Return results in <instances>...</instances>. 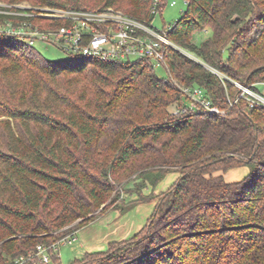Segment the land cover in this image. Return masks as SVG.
I'll return each instance as SVG.
<instances>
[{
	"label": "trees",
	"instance_id": "16d2710c",
	"mask_svg": "<svg viewBox=\"0 0 264 264\" xmlns=\"http://www.w3.org/2000/svg\"><path fill=\"white\" fill-rule=\"evenodd\" d=\"M23 1L113 8L148 25L156 17L155 0H0ZM185 1L182 18L162 29L197 60L169 48L166 78L149 60L52 62L34 57L25 41L0 38V264L21 257L33 264L39 245L156 201L132 238L72 264H264V108H230L239 88L208 69L241 84L264 82V0ZM5 19L43 29L65 24ZM207 29L211 35L196 44ZM178 86L204 88L228 114H174L183 101ZM238 168L248 173L236 182L214 175ZM172 172L179 178L158 196ZM134 174L137 199L113 196ZM50 264H62L59 252Z\"/></svg>",
	"mask_w": 264,
	"mask_h": 264
},
{
	"label": "built area",
	"instance_id": "2783aa9c",
	"mask_svg": "<svg viewBox=\"0 0 264 264\" xmlns=\"http://www.w3.org/2000/svg\"><path fill=\"white\" fill-rule=\"evenodd\" d=\"M173 2L171 6H176ZM163 9L160 0H155L152 13L158 15ZM0 15L16 18L31 17L45 20L63 21L57 28L43 29L31 22L20 20H0V38H17L25 41L29 47L37 43L53 46L71 58L98 59L107 62L149 60L155 69L167 70L170 58L169 48L188 55L168 37L169 30L158 29L135 18L129 17L113 8L95 11H75L40 7H21L19 5H1ZM190 56V55H189ZM193 58V56H190ZM194 59H196L194 57ZM197 60V59H196ZM208 69L222 82L229 81L239 88L230 108L244 102L248 109L264 108V82L254 85L241 84L230 80L214 68ZM183 101L175 107L174 114H212L226 116L228 111L221 108L209 97L207 91L199 86H178ZM78 232L52 246L39 245L32 256L33 264H50L54 253L59 252L62 244L75 242ZM28 259L21 257L16 264H26Z\"/></svg>",
	"mask_w": 264,
	"mask_h": 264
},
{
	"label": "rangeland",
	"instance_id": "374dc122",
	"mask_svg": "<svg viewBox=\"0 0 264 264\" xmlns=\"http://www.w3.org/2000/svg\"><path fill=\"white\" fill-rule=\"evenodd\" d=\"M173 2H176L177 5L176 6H171V4ZM1 5H9L5 2H0V7ZM13 5H19L21 7H35L30 1H23V2H19L17 4H13ZM13 5H9V6H13ZM187 8V3L185 0H167V6L164 7L162 13H159L154 20V26L158 29H162L165 27H168L169 25H174L175 22H177L178 20H180L183 16V12L186 10ZM211 35V31L209 29H207L206 31H203L201 33H198L195 37V43L196 44H201L203 42L204 39L208 38ZM35 52L36 54H34V57L40 56L45 58L48 61H52V62H58V61H63L65 59H67V56L61 52L59 49L53 47V46H48V45H44L42 43H37L35 45ZM188 55L187 56H193V58L195 57L193 54L185 51ZM189 56V57H190ZM156 73L160 78H166L167 77V71L164 68H157L156 69ZM259 90L263 91L264 87L263 86H259ZM170 110L172 112L175 111V106L171 107ZM2 120V118H0V121ZM248 173V169L247 168H238V169H232L230 171H228L227 173L224 172H217L214 175H223L225 177V179L228 182H236L241 180L246 174ZM137 176V174L132 175L131 177H128V179H126L122 184H120L117 188V190L115 191V193L113 194V196H115L118 193H120L121 199H126L127 201L130 200H134L137 199V196L135 194H132V191H136V189L138 190L139 187L137 186L138 183L140 182L139 179H135ZM180 174L178 172H172L170 174L167 175V177L155 188L154 192H156V194L162 195L165 192H167L173 185L174 183L177 181V179L179 178ZM131 182H129V180H131ZM152 189L146 188L143 190V194L144 195H149L151 194ZM108 203V202H107ZM106 203V205H107ZM157 203V201H156ZM106 205H104L103 207H105ZM155 207V203H146V204H140L138 206H136L135 208H133L132 210H130L127 214L124 215H120L117 211H111L108 213L107 215V220L112 221L115 215H120V217L126 216V218L123 219H117L119 222H126V224L128 223L129 225H132L134 219H136L139 214L138 212L141 211L142 209L145 208H152V211ZM154 212V211H153ZM118 213V214H117ZM101 219L95 221L94 223L88 225L87 227L96 225ZM114 223V222H113ZM91 229V228H89ZM78 235V234H77ZM132 238V237H131ZM130 238H128L129 240ZM127 240V239H126ZM107 250V249H106ZM104 250V251H106ZM87 252V250L82 247V242L80 240H77L75 242H71V243H67V244H62L59 247V253H60V258H61V262L62 264H72L73 261H75L76 259H80L84 256V254ZM95 252H102V251H95Z\"/></svg>",
	"mask_w": 264,
	"mask_h": 264
},
{
	"label": "crops",
	"instance_id": "0c3cea01",
	"mask_svg": "<svg viewBox=\"0 0 264 264\" xmlns=\"http://www.w3.org/2000/svg\"><path fill=\"white\" fill-rule=\"evenodd\" d=\"M153 211L152 208L142 209L138 212L139 216L134 219L132 225L117 220L118 218L124 220L126 216L115 215L112 221H106L108 217L105 216L96 225L80 230L78 240L82 242V247L87 252L104 251L108 249L110 243L123 241L137 234L151 217Z\"/></svg>",
	"mask_w": 264,
	"mask_h": 264
},
{
	"label": "water",
	"instance_id": "95a60500",
	"mask_svg": "<svg viewBox=\"0 0 264 264\" xmlns=\"http://www.w3.org/2000/svg\"><path fill=\"white\" fill-rule=\"evenodd\" d=\"M264 68V67H263Z\"/></svg>",
	"mask_w": 264,
	"mask_h": 264
}]
</instances>
